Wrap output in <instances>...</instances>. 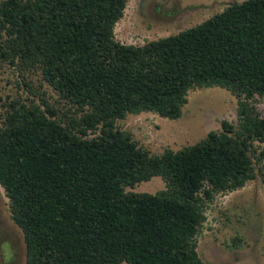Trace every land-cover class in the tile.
I'll list each match as a JSON object with an SVG mask.
<instances>
[{"label": "trees", "instance_id": "trees-1", "mask_svg": "<svg viewBox=\"0 0 264 264\" xmlns=\"http://www.w3.org/2000/svg\"><path fill=\"white\" fill-rule=\"evenodd\" d=\"M128 1H0V66L40 71L77 116L14 99L0 127V186L26 264H207L198 236L208 204L256 179L264 0H231L143 46L116 40ZM211 87L239 99L238 122L195 145L151 154L116 126L143 112L178 120L190 91ZM154 177L165 189L127 191Z\"/></svg>", "mask_w": 264, "mask_h": 264}, {"label": "rangeland", "instance_id": "rangeland-1", "mask_svg": "<svg viewBox=\"0 0 264 264\" xmlns=\"http://www.w3.org/2000/svg\"><path fill=\"white\" fill-rule=\"evenodd\" d=\"M232 4L231 0H129L115 37L125 45L143 46L195 27ZM14 99L26 104L33 101L43 109L47 102L61 116L68 112L77 117L76 108L44 81L40 71H23L4 63L0 66V127ZM238 104L239 99L226 89L197 88L190 91L178 120L143 112L118 120L116 126L151 154H162L197 144L210 132L221 131L223 121L237 124ZM253 105L264 118V97L257 96ZM255 147L256 179L237 191L216 194L208 204L198 236V253L207 264H264V142H256ZM165 187L161 177H154L127 191L155 194ZM0 264H26L24 236L12 219L1 186Z\"/></svg>", "mask_w": 264, "mask_h": 264}]
</instances>
